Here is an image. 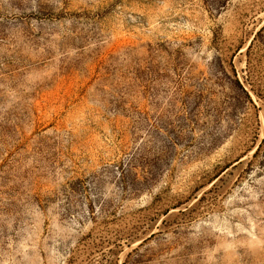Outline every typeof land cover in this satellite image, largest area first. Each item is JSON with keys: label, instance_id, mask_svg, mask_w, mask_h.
<instances>
[{"label": "rangeland", "instance_id": "1", "mask_svg": "<svg viewBox=\"0 0 264 264\" xmlns=\"http://www.w3.org/2000/svg\"><path fill=\"white\" fill-rule=\"evenodd\" d=\"M0 264H264V0H0Z\"/></svg>", "mask_w": 264, "mask_h": 264}, {"label": "trees", "instance_id": "2", "mask_svg": "<svg viewBox=\"0 0 264 264\" xmlns=\"http://www.w3.org/2000/svg\"><path fill=\"white\" fill-rule=\"evenodd\" d=\"M239 84V83H238ZM240 88L242 89V91L245 93L246 97L249 98L247 92L243 89V87L239 84Z\"/></svg>", "mask_w": 264, "mask_h": 264}]
</instances>
